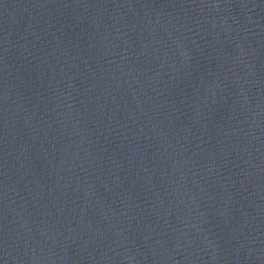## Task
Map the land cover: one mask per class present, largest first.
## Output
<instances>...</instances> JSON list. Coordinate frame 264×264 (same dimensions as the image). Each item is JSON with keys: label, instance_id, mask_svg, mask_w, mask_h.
I'll use <instances>...</instances> for the list:
<instances>
[{"label": "water", "instance_id": "1", "mask_svg": "<svg viewBox=\"0 0 264 264\" xmlns=\"http://www.w3.org/2000/svg\"><path fill=\"white\" fill-rule=\"evenodd\" d=\"M0 264H264V0H0Z\"/></svg>", "mask_w": 264, "mask_h": 264}]
</instances>
